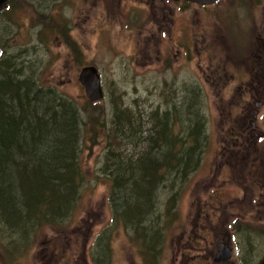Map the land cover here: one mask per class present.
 Segmentation results:
<instances>
[{
  "label": "rangeland",
  "instance_id": "1",
  "mask_svg": "<svg viewBox=\"0 0 264 264\" xmlns=\"http://www.w3.org/2000/svg\"><path fill=\"white\" fill-rule=\"evenodd\" d=\"M81 1L80 6L91 12L86 23L78 22L74 13H70V22L69 17L50 12L54 16L52 23L57 20L62 22L64 19L73 28L68 35L65 28L48 26L46 16L37 15L42 13L43 8L33 4V0H11L10 8L0 15L1 56H12L11 59L23 65L35 63V79L39 84L53 87L63 97L73 99L78 106H84L85 111L91 114L85 118L87 124L82 127L81 132V162L88 181L80 190L78 204L69 222L61 226L45 225L39 228L35 241L25 255L21 253L15 255L14 259L10 256L8 258H12L6 260L0 249V264H93L89 254L94 251L96 242L101 237L99 235L102 234L107 237V255L111 264H177L176 251L184 243L187 244L189 233L209 232L211 235H220L223 230L235 233L225 227L233 213L243 218V222L234 227L240 231L244 226L250 232L248 246H245L241 235H236L238 246L235 251L240 249L239 256L244 257V251L250 250L251 260L259 259L264 252V192L259 193L260 188L264 187V165L258 167L249 181V173L244 171V164L235 166L233 157L239 149L231 144L235 142L233 134L239 128L236 124L231 127L228 122L234 123V117L238 123L243 113L240 112V107L227 110L226 103L220 101L222 96L224 99L230 98L234 105L237 104L239 97L230 89L234 87V83L227 82L229 88L225 87L221 95H218L219 89L212 80L203 81L196 67L197 64L204 67L208 63L203 60L204 56L211 59L212 55L223 56V50L227 51L221 48L224 40H227L224 36L218 39V47L215 46L212 52L206 49L202 51L204 44H200L201 34L204 35L208 23L214 22L224 27L225 15L230 17L229 10H226L227 2L203 15L199 14L201 19L197 27V48L192 47L182 54L175 47L176 44L167 43L168 38H159L152 25L154 18L153 14L150 15L151 11H139L140 19L134 21L131 40L128 39L127 29H122L116 18L112 20V9L106 15L103 0L102 9L96 6L98 0ZM70 2L73 9H76L78 0ZM231 7L235 14L237 9L232 6V2ZM263 9L264 0L261 14ZM239 15L244 19V26L249 27L251 16H244L240 8ZM144 23H148L151 36L154 35L148 42L143 29ZM236 27L241 28V25ZM245 37L246 35H240L236 45L239 52L242 48L240 41ZM159 41H162L163 46L158 48L156 42ZM158 50L160 58H157ZM197 51L201 52L198 58ZM164 52L167 53L163 55ZM211 61L215 64L217 60ZM85 66L95 67L99 74L103 98L95 103L88 101L77 79ZM189 94L196 95L198 101V113L204 125V145L199 164L187 180L182 184L179 181L172 188L165 185L159 190V204L151 216L156 221V228L158 226L160 230L161 239L156 243V251H151L152 254L157 253L155 258L145 251L148 262L145 263L128 240L122 226L112 224L113 221L110 220L107 182L101 177L100 169L106 131L102 123L109 117L112 98L136 112H143L141 116L146 118L155 109L174 115L175 109L178 112L181 106L190 104ZM263 97L261 96L262 99ZM143 120L147 126V119ZM256 125L258 130L264 132V118L258 120ZM144 130L149 131L147 127ZM225 139L230 144H224ZM138 144L137 141L136 147L129 148L131 152L142 150ZM259 146L264 148V144ZM124 148L128 149L127 146ZM219 153L223 156L218 155ZM262 153L264 154V149ZM226 158L232 167H228L227 173H224L219 164ZM214 190L218 193L214 194ZM250 192L254 198H258V204L252 203L251 198L248 199ZM214 195L217 197L212 199ZM223 203L229 204L226 209L222 208ZM148 256L153 259L152 262L148 260ZM64 259L66 260L62 262ZM103 259L108 264L107 258Z\"/></svg>",
  "mask_w": 264,
  "mask_h": 264
},
{
  "label": "trees",
  "instance_id": "2",
  "mask_svg": "<svg viewBox=\"0 0 264 264\" xmlns=\"http://www.w3.org/2000/svg\"><path fill=\"white\" fill-rule=\"evenodd\" d=\"M2 52L0 249L5 259H14L30 250L39 228L69 222L88 181L81 162V132L91 114L53 87L39 84L35 63L23 65L12 56L2 57ZM189 100L174 115L155 109L142 118L143 112L112 98L109 117L102 123L106 131L100 169L107 182L110 220L122 226L145 263L147 252H155L161 239L151 216L159 190L182 184L199 164L204 125L196 95L189 94ZM137 141L142 150L131 152ZM99 236L90 260L106 264L107 237Z\"/></svg>",
  "mask_w": 264,
  "mask_h": 264
},
{
  "label": "flooded vegetation",
  "instance_id": "3",
  "mask_svg": "<svg viewBox=\"0 0 264 264\" xmlns=\"http://www.w3.org/2000/svg\"><path fill=\"white\" fill-rule=\"evenodd\" d=\"M80 2L82 1L78 0L77 8L73 9V4L70 0H33V4L43 8V14L37 13V15L46 16L48 26L65 28L66 32H68L67 35L73 28L67 25L64 19L62 22L57 20L56 23H52L54 16L50 15V12L61 13V16L69 17L70 22V13H74L78 22L86 23L87 17L91 12L84 10L83 6H80ZM225 2L227 3L225 4ZM231 2L232 6H236L237 9L235 14L233 13ZM103 3L106 15L110 14L109 11H113L110 15L112 20L116 18V22H119L121 28L127 29L129 32L128 39L131 40L134 21L140 19L139 11L144 13L151 11L150 15L153 14L154 18L152 25L155 27L159 38H168L167 43L176 44L175 47L182 54L184 51L197 46V40L199 39L197 27L201 19L199 14L203 15L207 11H212L221 3L227 5L226 10L227 12L229 10L230 17L227 18L225 15L224 27L214 24V22L208 23L206 25L207 30H205L204 35L201 34L202 39H200V44H204L201 50L206 49L212 52L215 46L218 47L216 45L218 39H222L221 36H224L227 40H224L221 48L227 51L223 50V56L212 55L211 59L208 56H204L203 60H207L208 63L204 67L199 64L196 67L197 71L202 75L203 81L212 80L216 88L219 89L218 95H221V91L228 87L227 82L234 83V87L230 89L235 91L239 97L237 104L234 105L230 98L224 99L222 96L220 101L226 103L227 110L240 107V112L243 113L238 123L233 117L232 122L234 123L230 124L228 122V124L231 127L236 124L239 128L233 134L236 140L231 144L239 149L238 153L233 157L236 162L235 166L244 164V171L249 173L248 181L249 179L251 180V176L254 175L258 167L264 165V154L262 153L264 148L259 146V144H264V132L258 130L256 125L258 120L264 118V97L263 99L261 98V96H264V9L261 14L262 0H213L207 3H199L195 0H103ZM5 4V7L0 10V15L10 8L12 2L11 0H5ZM96 6L102 9V0H98ZM239 8L244 13V16H251V25L249 27L244 26V19L239 15ZM260 14L261 17L259 16ZM38 18L40 19V17ZM236 25H241V28L236 27ZM143 29L147 34L146 42L154 38V35L151 36V29L148 23L143 24ZM240 30L242 31L239 34ZM231 31L235 33L232 34ZM67 35L66 38L69 39ZM240 35H246V37L240 41L242 48L239 52V50H236V45ZM156 43L158 48L163 46L162 41ZM166 53L164 52L163 55ZM158 54L159 57L157 58H160L159 50ZM200 55L201 52L197 51L196 57L198 58ZM161 60L163 61L164 59ZM211 60L217 61L214 64ZM262 108L263 110L261 111ZM224 144H230V141L225 139ZM218 155L223 156L222 153ZM242 160H245V162H241ZM219 165L224 170V173H227L228 167H232L227 158L221 161ZM216 191L214 190V194L218 193ZM263 192L264 187L260 188L259 193ZM214 197L217 196L214 195L212 199ZM249 198L254 204L258 201V198L253 197L252 192L249 193ZM228 205V203H223L222 208L226 209ZM215 208L218 209V207ZM233 214L225 223V227L226 229L234 230L236 234L230 233L228 230L221 231L220 235H211L209 232L206 234L204 232L198 234L189 233L186 239L187 244L185 245L184 243V246L176 251L175 263L259 264L261 259L264 258V252L259 259L251 260L250 250L244 251V257L242 255L239 256L240 249L235 251V247L238 246L236 235H241L245 246H248L250 245V240H248L250 232L249 228L244 226L240 228V231L234 227L240 225L243 222V218L236 216L235 213ZM180 237L182 238L183 234ZM222 245L228 250L229 255L227 257L219 253ZM106 258L107 262L111 264L108 255ZM194 259L196 262H194Z\"/></svg>",
  "mask_w": 264,
  "mask_h": 264
},
{
  "label": "water",
  "instance_id": "4",
  "mask_svg": "<svg viewBox=\"0 0 264 264\" xmlns=\"http://www.w3.org/2000/svg\"><path fill=\"white\" fill-rule=\"evenodd\" d=\"M199 3H207L213 0H195ZM5 0H0V10L5 7ZM78 81L82 85L84 94L87 97L88 101L95 103L103 98V93L100 88V79L97 70L93 66L83 67L78 75ZM220 254H224L226 257L229 255L228 250L224 245L220 247ZM259 264H264V258L261 259Z\"/></svg>",
  "mask_w": 264,
  "mask_h": 264
},
{
  "label": "bare ground",
  "instance_id": "5",
  "mask_svg": "<svg viewBox=\"0 0 264 264\" xmlns=\"http://www.w3.org/2000/svg\"><path fill=\"white\" fill-rule=\"evenodd\" d=\"M43 27H44V26H43ZM34 30H35V29H34ZM43 30H44V29H43ZM43 30H42V31H43ZM40 31H41V30H40Z\"/></svg>",
  "mask_w": 264,
  "mask_h": 264
}]
</instances>
